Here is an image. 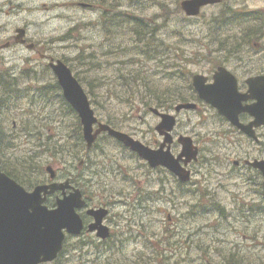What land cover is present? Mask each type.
I'll return each mask as SVG.
<instances>
[{"label":"rangeland","instance_id":"1","mask_svg":"<svg viewBox=\"0 0 264 264\" xmlns=\"http://www.w3.org/2000/svg\"><path fill=\"white\" fill-rule=\"evenodd\" d=\"M0 1V43L23 26L46 57L67 63L100 122L154 148L163 140L156 109L175 117L172 152L181 135L199 149L187 182L105 133L87 149L76 112L52 86L49 59L20 45L3 48L0 74L19 79L6 95L0 84V134L13 145L1 163L28 190L49 182L48 165L89 205L112 196L110 239L68 235L57 260L45 264H264L263 177L243 163L264 159V127L254 141L222 124L192 89L193 74L211 76L218 65L239 83L264 73V0H220L195 16L185 15L182 0ZM132 13L150 25L151 43L138 41V26L125 20ZM147 87L173 95L141 102L137 91ZM186 102L198 108L176 110Z\"/></svg>","mask_w":264,"mask_h":264},{"label":"water","instance_id":"2","mask_svg":"<svg viewBox=\"0 0 264 264\" xmlns=\"http://www.w3.org/2000/svg\"><path fill=\"white\" fill-rule=\"evenodd\" d=\"M219 1L182 0L180 6L187 15L192 16L197 15L201 7ZM17 31L21 35L22 29H17ZM49 66L57 77L63 90V96L80 118L82 134L87 147L92 145L99 133L106 131L110 136L135 151L151 167L165 166L180 181L189 180V171L180 164V160L182 159L186 165L190 160L197 159L198 151L191 137L181 135L178 138V142L182 145L181 152L177 157L171 153L170 145L173 137L170 131L176 121L173 115L159 112L156 109L152 110L161 118L160 123L155 128L164 135V138L159 148H150L127 133L98 121L90 107L87 95L64 62L61 60L51 61ZM213 78V83L205 84V76L200 74L193 76L192 82L198 96L217 107L220 113L243 132L249 136H254L253 125L257 126L264 120L257 119L255 124L244 125L238 122L237 114L241 111H247L251 115H254L255 112L263 114L264 92H258L259 103L256 108L251 105L243 108L241 101L247 97L239 96L236 78L223 67H218ZM260 79L264 80V76L247 79L249 92L252 91L254 81ZM194 107V103H183L178 105L176 110ZM95 125H97L96 128H94ZM251 164L258 167L264 175V160H254ZM46 171L50 178L55 177V171L51 166H47ZM67 188L72 189L68 194L65 193ZM57 190H61L63 196L57 198L56 207L50 209L44 204V201L47 195ZM22 193L29 199L21 200L20 195ZM84 203L80 190L73 187L68 180L39 184L32 191H26L0 169V264H39L54 260L62 247L65 237L64 230L71 235H77L81 232L83 223L76 209L82 207ZM25 208L28 209L27 212ZM87 213L94 218V221L88 225V231H96L98 237L106 238L109 235V228L102 221L107 215V209L103 207L90 208Z\"/></svg>","mask_w":264,"mask_h":264},{"label":"flooded vegetation","instance_id":"3","mask_svg":"<svg viewBox=\"0 0 264 264\" xmlns=\"http://www.w3.org/2000/svg\"><path fill=\"white\" fill-rule=\"evenodd\" d=\"M0 2H3V1H0ZM14 8V7H13ZM23 27V26H22ZM24 28V27H23ZM25 29V28H24ZM10 36V37H9ZM7 37V39L3 42V43H0V63L2 62L3 60V53H2V50L3 48L5 47H14V46H17V45H20V46H23V47H26L28 50H32V51H35V54H37L42 60H46L48 59V57H46V52L45 51H40V49L37 48L36 44L31 42L29 40V37H28V34H27V31L25 29L24 31V34L22 35V37L20 38H16L15 34L13 35H9ZM1 42V40H0ZM25 59L26 60H33V59H30L29 56H25ZM14 68V67H12ZM264 72V71H263ZM259 75H264V73H256L254 76H259ZM208 76V75H207ZM237 79V78H236ZM247 79V77L245 78ZM213 81V79L211 78V76H208V79H207V83L206 84H211V82ZM237 90L239 91L240 95L239 96H242V97H247L245 100H242L241 101V107H246L247 105H251L253 108H256L258 103H259V98H258V92L259 91H263L264 92V80L263 79H260V80H256L254 81V83L252 84V91L249 92V86L247 84V80H244L242 83H239L238 80H237ZM219 119L221 120L220 122L222 124H226L227 126H229L230 128H236L234 125L231 124V122L225 118V117H219ZM264 120V113L263 114H258V112H255L254 115H251L247 112H244V111H241L237 114V120L239 123H242L244 125H248V124H255V121L256 120ZM264 127V122L262 124V126L258 127L256 129V132L258 129ZM236 131L240 132L237 128L235 129ZM243 134V133H242ZM244 135V134H243ZM257 135V134H256ZM254 141H258V136H257V140H254ZM154 143H157V140L154 141ZM239 163V161H238ZM243 163L244 165L248 166L246 164V160H243ZM249 167V166H248ZM252 168V167H251ZM253 170H256L257 173L260 174V172L256 169V168H252ZM121 193H123L122 191H120ZM82 195L83 197L85 198L86 200V203L88 206H91V207H107L108 210L110 209V206L112 205V199H109L111 198L112 196L109 195L107 199L105 200H101L99 203H97V205H89L88 203V197H87V194H85L84 192H82ZM55 195H53V197H55ZM52 198V196L48 197L47 198V201L46 202H49V200ZM79 213L81 214L82 218H83V224L84 226L86 227V230H85V235L87 236H90L89 234H91L92 236H95L94 233H89L88 234V231H87V225L89 222L92 221V218L91 216H89L86 212V209L85 207L80 209L79 210ZM108 216V215H107ZM107 219V217H106ZM106 219H105V224L108 225V220L106 222ZM109 226V225H108ZM110 228V226H109Z\"/></svg>","mask_w":264,"mask_h":264},{"label":"trees","instance_id":"4","mask_svg":"<svg viewBox=\"0 0 264 264\" xmlns=\"http://www.w3.org/2000/svg\"><path fill=\"white\" fill-rule=\"evenodd\" d=\"M126 22L129 21L130 23H132V25L134 27L138 26L137 29H135L137 31V34H138V41H144L145 39L147 40V43H151L152 41H150L149 38H152L154 40V35H150L151 33V30H150V25L144 21L143 18H140V17H137L136 15H134L132 13V15L130 16V18H125ZM142 21V24H140V22ZM140 24V25H139ZM154 30V29H153ZM150 35V37H149ZM245 35H249V31L245 33ZM226 49V48H225ZM1 88H2V91H3V94L6 95V94H9L12 90L11 88V85L13 87V89L15 90L14 88V84L16 82H18V79H15V80H12L10 74L8 73L7 76H1ZM90 84V83H89ZM88 84V85H89ZM54 88L58 89L57 85L54 83L52 85ZM90 86V85H89ZM157 88H155L154 90H151V88L147 87L146 89H144V93H142L140 95V92L141 91H137L138 93L136 95H138V97L140 98V101H145V103H147L150 98H156L157 101L161 104L162 102H165L169 97L170 95L172 96L173 93H171L170 91H166V92H163V93H158L157 91ZM164 91V90H163ZM1 94L2 97H4V95ZM167 94V95H166ZM179 95H175L174 97L176 99H180L181 100V94L180 93H177ZM6 105V104H5ZM69 106V105H68ZM70 108V106H69ZM71 109V108H70ZM77 132H78V140L84 144L83 140H82V136L80 134V124L78 123L77 125ZM13 145L9 144L6 142L5 138L0 134V156L4 155L5 154V149L7 148H10L12 147ZM38 146H44L45 148H48L46 144H44L43 142H39L38 143ZM3 164V165H2ZM6 162H3L1 163V166H2V169L5 170L9 175H11L13 178H15L17 181L20 180V177H19V180L17 179L16 175H14L15 173L12 171V170H7L6 167ZM33 164H32V157L30 156V160L28 161V165L27 167H32ZM34 168V167H32ZM21 181V180H20ZM223 209V208H222ZM226 259H228L229 257H225ZM176 264H179V261H175Z\"/></svg>","mask_w":264,"mask_h":264},{"label":"snow or ice","instance_id":"5","mask_svg":"<svg viewBox=\"0 0 264 264\" xmlns=\"http://www.w3.org/2000/svg\"><path fill=\"white\" fill-rule=\"evenodd\" d=\"M20 199H21V200H25V199H29V198L25 197L24 194L22 193V195H20ZM25 211L27 212L28 209L25 208Z\"/></svg>","mask_w":264,"mask_h":264}]
</instances>
